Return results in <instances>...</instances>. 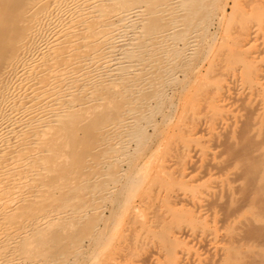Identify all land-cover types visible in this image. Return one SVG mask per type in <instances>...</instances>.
I'll use <instances>...</instances> for the list:
<instances>
[{
	"label": "bare ground",
	"instance_id": "bare-ground-1",
	"mask_svg": "<svg viewBox=\"0 0 264 264\" xmlns=\"http://www.w3.org/2000/svg\"><path fill=\"white\" fill-rule=\"evenodd\" d=\"M251 227L264 0H0V264H257Z\"/></svg>",
	"mask_w": 264,
	"mask_h": 264
},
{
	"label": "rangeland",
	"instance_id": "rangeland-1",
	"mask_svg": "<svg viewBox=\"0 0 264 264\" xmlns=\"http://www.w3.org/2000/svg\"><path fill=\"white\" fill-rule=\"evenodd\" d=\"M229 11H231L230 9H229ZM215 27H217V26H215ZM218 37H220V34L218 35ZM200 61V57H198V59H197V62H199ZM166 104L164 105V108H162L163 109V111L164 110H166ZM162 110H160V112L158 113V114H156V118H160V114H161V112H163ZM252 145V144H251ZM123 166V168L124 169H126V170H128V165L127 164H123L122 165ZM256 232V233H255ZM258 232V233H257ZM262 232V233H261ZM257 234V235H256ZM259 234H260V236H259ZM244 235H246V238L247 239H249V238H253V240L255 239V240H257L258 241V245H259V247L261 248V249H263L264 250V236H262V235H264V229H261V228H255V227H251L250 229H247V231L245 232V234ZM255 236V237H254ZM258 237V238H257ZM260 257V258H259ZM258 258L259 259H257V264H264V253H261L260 254V256H258Z\"/></svg>",
	"mask_w": 264,
	"mask_h": 264
}]
</instances>
